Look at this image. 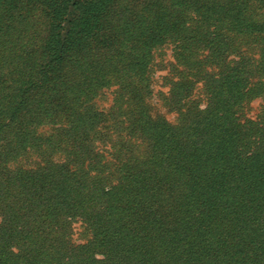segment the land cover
I'll return each instance as SVG.
<instances>
[{
  "label": "trees",
  "instance_id": "obj_1",
  "mask_svg": "<svg viewBox=\"0 0 264 264\" xmlns=\"http://www.w3.org/2000/svg\"><path fill=\"white\" fill-rule=\"evenodd\" d=\"M196 3L182 0L180 17L194 11L204 27L216 19L219 29L211 33L222 36L219 30L229 22L224 10L207 15L209 6L194 8ZM35 5L18 14L12 2L0 0V137L10 139L5 146L17 156L39 145V126L58 124L43 141V152L51 154L62 144L68 150L60 171L41 168L5 179L0 173V264H264V108L253 123L240 124L235 117L243 101L264 97V15L254 20L240 14V28L260 40L256 61L244 58L228 73L217 65L208 72L205 60L179 56L186 76L170 92L169 108L181 115L180 126L171 128L148 115L149 55L125 64L101 53L99 38L84 36L78 40L81 56L73 55L68 59L73 66L64 68L60 36L62 30L70 32V23L59 22L50 31L40 27ZM81 5L72 1L63 12L44 16L64 21L61 16L73 18ZM143 11L146 24L162 30L169 24L166 13L153 6ZM49 36L50 50L42 55ZM215 60L219 64L222 57ZM190 75L209 90L202 113L182 104L190 93ZM122 77L135 81L123 102L124 128L142 133L146 155L133 172L124 167L111 185L95 170L90 174L83 121H93L92 111H84L98 89ZM75 218L97 232L88 248L91 256L75 257L67 249L62 229ZM96 252L101 261L90 259Z\"/></svg>",
  "mask_w": 264,
  "mask_h": 264
},
{
  "label": "rangeland",
  "instance_id": "obj_2",
  "mask_svg": "<svg viewBox=\"0 0 264 264\" xmlns=\"http://www.w3.org/2000/svg\"><path fill=\"white\" fill-rule=\"evenodd\" d=\"M9 1L15 5L18 14L23 13L29 4L36 3L35 6L38 7L36 13L40 14L38 17L39 26H44L49 31L55 28L59 22L62 26H67L70 23V32L67 29L62 30L60 36L63 37L60 53H63L62 55L65 57L62 59L65 61L64 68L73 66L71 62H68V59L73 55L81 54L78 53V48H80L78 40L84 36H87L90 41L99 38L98 48L101 49V53L113 57L116 61L121 60L122 63L124 61L125 64L137 56L149 55L151 61L147 70L148 93L146 96L148 115L152 119H158L160 124L166 127L180 126V113L176 111L177 109L170 110L169 108V103L172 101L170 92L174 83L186 76L184 73L185 76L182 77L184 67L178 61L180 55L192 54L197 59L205 60L206 63L203 66L205 71L210 70L211 67L214 69L217 65L218 68L228 73L231 69L239 67L240 63L238 62L241 59L253 58L256 61L262 54V49L259 46L260 40L255 39L254 35L245 33L239 24L243 16L246 15L252 14L254 20L262 17L264 15L262 14L264 0H196L194 8L209 6L206 11L207 15L224 10L226 22H229L219 30V34L222 33V36L211 33L212 29H219L216 19L207 22L204 27L202 17L197 16L194 11L180 17L181 12L178 8L182 0H78L83 2V5L77 9L73 18L61 16V19L65 18L64 21L58 18L53 20L51 14L46 17L44 14L49 13L50 10H57L61 13L65 7L66 9L69 7L72 1L77 0ZM148 6H153L158 12L166 13L169 24L163 30L158 24L150 25L146 24L147 21L142 20V13L143 15L146 13L143 10ZM240 14L244 15L240 16ZM229 16H231L230 19ZM87 22H89L87 29H83ZM50 39L51 36L46 40V48H42V55L50 50L48 47ZM88 39L83 42L89 43ZM85 56L91 55L85 53ZM208 56L213 59V63H210V60L206 61ZM216 57H222L219 64L215 62ZM76 70L75 67L72 68L73 72ZM140 72L142 73V70ZM255 78H251L250 82L254 83ZM121 79L124 82L115 80L110 85L97 90L94 97L86 104L84 111H92L91 121L93 122L89 124L83 121L84 125L88 127L91 170L93 167L90 174L99 173L96 177L108 179L106 184L110 183L111 185L117 183L119 174L121 176L124 173L122 171L124 167L125 172L129 170L133 172L134 165L142 164L146 155L142 133L137 134L134 131L136 129L124 128L127 123L122 114V109L126 105L123 102L127 99V88L135 85V81L133 77L130 79L122 77ZM190 80L192 82L190 93L182 104H185L193 112L202 113L209 101V90L206 88L204 80H196L192 75L187 77V81ZM261 81L264 82V76ZM141 84L136 85V88H141ZM263 108L264 97L257 96L251 100L243 101L242 109L235 117L238 118L240 124L253 123ZM181 110L185 111L184 107ZM57 127L58 124L39 126L35 132L38 140H41L39 145L33 146V148L28 147L24 153L17 156L11 154L9 148L5 146V143H8L10 139L5 136L0 137V173L2 178L5 179L14 173L19 175L31 173L41 168L56 171L64 168L68 150L66 146L63 148L64 144H62V149L58 148L51 154L44 153L47 151L42 148L43 141L50 137L51 132ZM56 132H58L56 135L61 134V131ZM68 164L72 167V163ZM129 181L130 179L127 180V185H129ZM88 203H90L89 199ZM85 214L90 217L89 213L85 212ZM1 219L0 215V224ZM62 232L66 235L68 251H71L75 257H78L80 253L91 256L88 248L94 242V235L97 232L90 225H86L81 219H68L64 223ZM90 259L101 261L103 257L96 252ZM90 264L103 263L90 262Z\"/></svg>",
  "mask_w": 264,
  "mask_h": 264
}]
</instances>
